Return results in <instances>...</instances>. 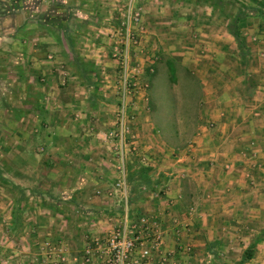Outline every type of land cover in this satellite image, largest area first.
<instances>
[{
	"label": "rangeland",
	"instance_id": "rangeland-1",
	"mask_svg": "<svg viewBox=\"0 0 264 264\" xmlns=\"http://www.w3.org/2000/svg\"><path fill=\"white\" fill-rule=\"evenodd\" d=\"M180 1L186 7L174 3L173 0H35L32 5L27 3L29 9L23 12L16 11L9 0H0V18L7 14L15 17V26L13 23V28L8 32L15 40L25 44L27 62L24 66L29 76L26 80L30 81L26 85V93L29 102L34 105L32 108L37 107V110L42 108L43 114H46L45 119L48 121L56 120L55 113L59 112L65 120H68V127L78 130H72L78 138H97L95 140L105 146L110 154L108 168L113 176L108 180L111 184L104 194L97 191L95 195L118 202L121 213L115 220L109 222V230L104 231L101 237L89 238L85 232L86 234L80 239L85 246L92 239H98L101 244H104L108 233L121 226L123 203L120 193L114 191L118 181L114 122L122 104V98L118 92L123 70L111 54L114 47L123 50L119 42L124 37L123 21L127 10L130 8L133 14L141 13L145 35L143 38H137L135 44L128 43V68L126 69L127 80L130 83L136 82L139 90L136 95L126 96L123 100L128 105L125 114L133 118L128 126L131 134L136 137L138 151L134 155L128 154L125 167L128 173L127 178L130 172L142 169L147 174V180H137V183L127 181L128 220L136 222L142 217L150 218L157 221L164 232L163 227L168 223L164 224L155 219L156 205L154 203H156L155 200L160 201L162 197L167 198L172 187H179L181 191L179 190L176 197L169 200L170 205L179 201L185 203V198L190 194L197 195L193 204L184 209L182 219L177 218L180 213L177 214L176 210L171 212H175L176 215L172 217L173 219L182 221L188 210L192 209V216L188 221L190 225L188 229L178 228L180 229L179 237L183 235V232L190 234L198 231L201 233L198 238L201 239L206 231L212 232L215 236H220L227 246L228 251L223 257L231 262H237L238 259L241 260L242 252L247 248L245 245L249 243V241H242V236H249L255 228L258 230L259 226L263 228L264 208L256 212L258 219L253 220L241 216L244 212L245 215L248 214V207L240 208L243 212L240 210L241 215L235 219L230 215L232 213L225 214L220 211L222 214L220 218L224 219L223 223L217 222L214 218L218 215L217 209L215 212L206 213V211L211 201L223 203L229 199V196L235 194L234 185L237 183L243 185L253 181L256 184L260 182L262 184L264 18L247 19L248 23L243 29L244 56L235 41L231 40L233 39L231 35L229 40L232 43L224 45L222 43L221 47L216 45L209 50L208 38L201 37L200 34L198 36L193 31L192 20L195 21L197 17L202 16L201 12L189 9L190 7L187 6L189 3L185 2L186 0ZM223 1L225 2L223 10L215 8V19L212 21L216 27L215 30L220 29L222 32L227 28L230 18L243 6L254 7L249 0ZM191 3L193 4L194 0ZM188 23L190 29L186 26ZM136 28L137 26L131 23L129 30L136 34ZM63 31L68 35L72 53L78 60L92 64L95 85L88 86L85 79L77 73V69L71 65L73 54L67 47ZM8 32L0 24V38L6 37ZM218 35V37L223 36L221 32ZM227 36L229 35L226 33ZM217 52H221L222 57H218ZM168 61L175 63L178 68L174 75L167 67ZM204 75L209 77L204 79ZM23 78L25 79V76ZM247 83L255 85L252 96L248 94ZM225 92L226 96H224ZM231 95L243 99L244 110L242 109L240 114H248L244 115L245 119L240 126L241 115L220 110L226 101L225 98ZM16 98L22 100V96ZM232 102H236L235 98ZM43 108L46 110L43 111ZM215 110L218 111L216 115L220 121L209 117ZM220 113L223 114L222 117H219ZM30 119H32L31 115ZM250 119L252 124L248 125ZM232 120L235 121L234 128H231L233 125H228ZM223 123L225 128L222 126ZM237 130L244 131L249 138L237 141V138L242 136L241 133L236 134ZM211 134L214 135L210 137ZM235 138L233 148L229 150L231 158L226 163L230 169L226 171L225 164H220L218 158L204 160L207 175L202 173L205 175L202 177V182L205 183H201L198 174L200 169L198 163L203 164L198 161L202 156L200 153L220 155L221 150L218 149L220 147L225 149L224 147H228L229 140ZM207 140L212 142L205 145ZM2 161H5L2 165L11 167L8 160L0 158V162ZM246 174L249 175L248 178H245ZM3 175L5 180H11L9 173L3 172ZM133 187L136 189L134 193H132ZM4 194V191L0 194V264H38L46 251L41 250V245L45 242L33 236H27V226L24 225L21 226L22 229L26 228V232L23 233L20 227L16 233H9L7 219L9 208L6 197H2ZM29 210L26 209V215L33 216V213L31 215L29 213L33 211ZM200 210L202 214L205 213L208 216L211 214L213 220L211 224L207 222L204 228L207 230L196 228L193 231L192 224ZM236 213L238 214V211ZM163 214L165 217L168 215V213ZM232 218L234 221L240 219L239 221L243 222L236 223L232 221ZM52 223V226H56L54 229L60 237L52 233L54 238L50 239L52 238L50 235L48 237L50 240L46 242L58 249L63 247L66 259L58 264H68L67 249L71 250L69 252L72 257H76L75 251L77 248L81 249V241L74 240L76 246L73 245L68 234H65L67 233L65 228L61 229L63 233L57 231L58 226L59 228L61 226L58 219V226L56 222ZM66 225L71 227L73 222ZM171 226L172 234L176 239L172 221ZM262 228L258 235L264 236V228ZM164 235L165 245L167 240L165 232ZM227 236L232 238L229 245ZM163 248L164 246L161 253ZM177 250L183 254L179 249ZM207 251L214 255L212 246L207 248ZM192 253L193 248L190 247V252L183 255L189 257ZM205 256L202 258L200 256L198 259H205ZM80 257L79 261L82 263L79 264H84L83 253ZM99 257L102 259L101 256H96L93 264ZM160 257L167 259L164 264H177L167 253L160 255L153 252L152 264H159ZM212 258L213 263L208 264H221L219 260L222 258L215 256ZM200 264L207 263L202 260Z\"/></svg>",
	"mask_w": 264,
	"mask_h": 264
},
{
	"label": "crops",
	"instance_id": "crops-1",
	"mask_svg": "<svg viewBox=\"0 0 264 264\" xmlns=\"http://www.w3.org/2000/svg\"><path fill=\"white\" fill-rule=\"evenodd\" d=\"M173 1L186 7L179 0ZM185 2L189 3L187 4L190 7L189 9H194L195 12H201L202 16L197 17L195 21L192 20L194 25L193 31L198 36L200 34L201 37L208 38L207 46L209 50L213 49L216 45L221 47L222 43L224 45L225 43L231 42L229 40L231 36L227 32V28L223 32L220 29L215 30L216 27L212 23L213 19H215V8L210 6L209 3L197 5L192 4V0H186ZM0 21L1 27H5L7 32L13 28V23V26H15V17L9 16V14L0 18ZM189 25V23L186 24L188 28ZM211 27L212 29H210ZM219 32L223 36L218 37ZM226 33L229 35L227 36L228 38L226 37ZM231 40L233 41L232 38ZM24 45V42L20 43L10 36V32H8L6 37L0 38V158L8 160L11 165V167L4 166L2 164L5 161L0 162V169L5 183L4 187L0 184V194L3 191L5 193L2 197H6L7 200L6 203L9 208L7 219L9 224L11 222L12 208L17 204L25 209L21 225L27 226V236H33L43 242L53 239L52 233H55L56 237H60V235L56 234V229H54L56 226H52V222H56L57 224L58 219L61 226L59 228L57 224V231L63 233L61 229L65 228V231L67 230L65 234H68V237L72 240V244L76 246L74 240L81 241L80 239L86 233L89 238H98L104 235V231L109 230V222L115 220L121 213L118 202H114L112 199H106L104 196L96 197L95 195L97 191H101V194H104L111 184L108 180L113 176L108 168L110 154L106 151L107 148L105 146L95 140L97 138H78V135L72 131L75 129L68 127V120H65L64 116L62 114L60 115L59 112L55 113L56 120L48 121L45 119L46 114H43L41 106V110H37V107L32 108L34 105L32 102H29V97L26 93V85L30 81L26 80L27 78L29 79V76L24 66V63L27 62V50ZM220 53L217 52L218 57H222ZM23 76H25V79ZM205 77L207 78L209 75H204V79ZM208 93H211V91H208ZM17 96H22V100L16 98ZM224 96H226V92ZM236 97L238 96L231 95V97L225 98L226 101L220 110L226 112L231 111L232 113L235 112L236 115H241L242 120L239 123L240 126L245 119L244 115L246 116L248 114H240V111L242 112L244 110L242 107L243 99ZM234 98L236 102H232ZM222 102H224L223 99ZM57 106L59 107V102ZM45 110L46 108H43V111ZM217 112V110L212 111L209 117L220 121L216 115ZM30 115L32 119H30ZM220 116L222 117L223 114L220 113ZM234 123L235 121L232 120L228 125H233L231 128H234ZM247 124H252L251 119L248 120ZM222 126L225 128L224 123ZM236 134L242 135L240 138H237V141L246 139V137L249 138V135L244 134L242 130H237ZM213 135L211 134L210 137ZM233 141H236V138L229 140L228 147H224L225 149L222 147L218 149L221 150L220 155L209 154L208 152L205 154L200 153L202 156H200L201 158L198 161H209L213 157L218 158L220 164H226L229 162L228 159L231 158L229 150L231 151L233 148ZM211 142L207 140L205 145H209ZM191 163L193 164V161ZM204 163H198L200 165L198 174L201 183H205L202 182V177L207 175ZM193 166L195 167L196 165L193 164ZM3 172L9 173L11 180H5ZM202 173L205 175H202ZM262 178V184L261 182L256 184L253 181L252 183L243 185L240 183L235 184L234 197L232 198L233 195L231 197L229 196V199L223 203L211 201L207 205L206 213L215 212L217 209L218 215L214 218L217 219V222L223 223L224 219L220 218L222 215L220 211L225 214L232 213L230 215L235 219L238 215H241L240 210L243 212V209L240 208L248 207V214L245 215L244 212L241 216L248 217V220L258 219L257 215H255L256 212L262 207L264 208V173ZM179 190L181 191L179 187H172L170 192H168V189L167 198L162 197L160 201L155 200L156 203H154L156 205L155 219L164 224L168 223L167 226L163 227L167 235V240L162 253H167L170 259L174 260L177 264H200L202 260H205L207 264L213 263V256L219 259L222 258L219 260L221 264H240V259L237 262H231L223 257L228 251L227 246H225L220 236H215L214 233L209 231H206V234L204 233L201 239L198 238V235H201L198 231L190 234L183 232L179 241L181 244L185 245L186 243V245L192 247L193 253L189 257H184L177 250L178 243L174 239L172 234L173 228L171 226L172 217L176 215L175 212H171L176 210L177 214L180 213V216L178 215L179 217L177 218L182 219L184 209L191 206L193 200L197 197L195 194H190L185 198V203L179 201L178 203L170 205L169 200L176 197ZM198 191L197 193L200 195ZM258 192L259 196L256 197ZM206 197L208 198V196ZM26 209L33 211L29 213L30 215L31 213L34 215L27 216ZM236 211H238V214ZM163 213H168L166 215L168 218ZM234 219L232 218V221ZM211 220H213L211 214L209 216L205 213L202 214L200 210V213L193 221V231L196 228H199V230H207L204 228L208 221L211 224ZM239 220L237 219L234 222H243ZM71 221L73 225L67 227L66 224H70ZM261 228V226L258 227V230L255 228V231H252L249 236H242V241H249L245 247L248 248L250 242L252 243L253 240L259 238L260 235L258 234L261 233L259 231ZM22 230L23 233L26 232V228ZM50 235L52 238L49 239L48 237ZM262 238L263 240L255 246L253 258L245 264H264V236ZM226 239H228L227 241L229 242L227 244L229 245L232 238L227 236ZM83 245L84 243L81 241V249L77 248L75 251L77 254L76 257H72L70 255L71 252H69L71 250L69 248L67 249L68 264L82 263L79 260L81 259L80 255L83 253ZM211 246L214 249L213 256L207 251V248ZM204 255H206L205 259H198V257L201 256L202 258Z\"/></svg>",
	"mask_w": 264,
	"mask_h": 264
},
{
	"label": "built area",
	"instance_id": "built-area-1",
	"mask_svg": "<svg viewBox=\"0 0 264 264\" xmlns=\"http://www.w3.org/2000/svg\"><path fill=\"white\" fill-rule=\"evenodd\" d=\"M141 13H131L130 8L125 13L123 24L125 25V32L123 39L119 42L123 46V50L114 47L111 57L116 61L123 70V75L120 77V90L118 94L122 98L120 110H118L114 126L116 127L115 138L117 140L115 146L116 155V171L118 174V181L115 185L114 191L120 193L122 198V218L121 226L108 233L104 239V244H101L98 239H92L84 246L82 261L84 264H90L96 256L99 257L95 264H152V252L161 253L164 246V232L161 230L159 223L150 218H140L136 222L128 220V206H127V170L125 167L128 154L134 155L138 151L136 137L130 132L128 123L133 119L125 114L127 104L123 101L126 96L136 95L139 87L136 82L131 83L126 78V69L128 68V43H136L137 38H143L145 35L144 27L142 25ZM133 23L136 28V34L130 32V24ZM226 171L230 169L229 165L224 166ZM249 177L248 174L245 176ZM192 216V209H189L185 218L182 221L172 219L174 226L175 238L178 249L186 254L190 252L188 245H182L179 242L180 229H188ZM46 251L38 264H58V262L65 261V249L63 247H52L48 242L41 245V250ZM59 253V254H58ZM167 261L165 257L158 259L159 264H164Z\"/></svg>",
	"mask_w": 264,
	"mask_h": 264
},
{
	"label": "trees",
	"instance_id": "trees-1",
	"mask_svg": "<svg viewBox=\"0 0 264 264\" xmlns=\"http://www.w3.org/2000/svg\"><path fill=\"white\" fill-rule=\"evenodd\" d=\"M9 1L11 2L12 5H14L15 10H22L23 12H25L29 9L27 3H30V5H32V2L35 0H9ZM234 1H238V0H234ZM249 1L254 4V7L247 8L243 6L240 10H238L236 15L230 18L229 24L227 25V30L229 34L233 37V40L235 41L239 50L242 52V56H244L243 54H245L243 49L245 47L244 38H243V29L246 27V24L248 23L247 19H249L250 17L264 18V0H249ZM202 3H209L213 8H220V9H222L225 6V2L223 0H194V4L198 5ZM62 33L64 36H66L65 40L69 51L71 52V54H73L71 55L72 57L71 65L77 69L76 70L77 73H79L80 77L85 79V81L88 83V86L95 85V81H94L95 76L94 77L92 76V73L94 71L92 64L89 62H81L80 60H78L75 54L72 53V46L70 45V39H68V35L66 34L65 31H63ZM167 67L170 70V72L173 73V75L178 70L176 64L173 63L172 61L167 62ZM180 69L183 70L184 68H180ZM184 71L186 70L184 69ZM247 88H249L248 89L249 96H252L255 85L254 84L249 85L247 83ZM146 175L147 174L145 173L144 170L142 169L139 171L137 170L135 172L129 173L128 180L130 183H137L136 182L137 180H147ZM0 184L3 187L5 185L4 178L2 177L1 174V169H0ZM135 190L136 189L133 187L132 188L133 192L132 191L131 192L134 193ZM24 211L25 209L17 204L13 206L12 214H11V222L8 228L10 234L16 233L20 229L22 222L21 220ZM261 239L262 236L260 235L259 238L253 240V242L248 246V248L244 250V252L242 253L240 264H245L253 258L255 246L258 242L261 241Z\"/></svg>",
	"mask_w": 264,
	"mask_h": 264
}]
</instances>
